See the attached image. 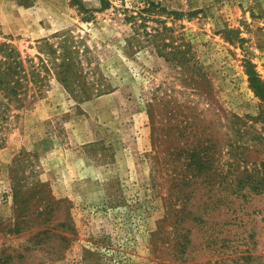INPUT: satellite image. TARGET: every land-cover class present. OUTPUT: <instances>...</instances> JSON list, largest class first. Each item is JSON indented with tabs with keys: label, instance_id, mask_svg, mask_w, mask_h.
<instances>
[{
	"label": "rangeland",
	"instance_id": "rangeland-1",
	"mask_svg": "<svg viewBox=\"0 0 264 264\" xmlns=\"http://www.w3.org/2000/svg\"><path fill=\"white\" fill-rule=\"evenodd\" d=\"M108 1L0 0V42L39 73L0 112V264H264V101L244 66L264 80V0ZM44 38L74 49L85 99L41 66Z\"/></svg>",
	"mask_w": 264,
	"mask_h": 264
},
{
	"label": "trees",
	"instance_id": "trees-1",
	"mask_svg": "<svg viewBox=\"0 0 264 264\" xmlns=\"http://www.w3.org/2000/svg\"><path fill=\"white\" fill-rule=\"evenodd\" d=\"M105 4H109L108 0H102ZM156 7L154 1H146L144 5L140 7L138 12L127 16L130 22H135L138 18L145 19V13L152 11ZM136 24V23H133ZM139 26V24H138ZM170 28L163 24L160 28H153V32L147 33V40L151 41L154 39V46L158 49H164L168 44L165 41L167 32ZM38 48L45 54L46 58L38 55L41 61V66L49 71L55 68L54 72L56 77L61 81V83L66 87V89L74 96L82 97L85 99L87 95L88 87L86 82L83 80L81 70L77 68V62L74 57V49L67 44V39H63L58 47H54L48 39L44 38L40 41ZM184 44H188L185 42ZM166 59L170 60L174 65L181 64L187 59L186 50H170L164 52L160 50ZM168 54L170 57H168ZM26 60V59H25ZM245 71L248 76V83L255 95H257L261 100L264 101V80L260 77L259 73L256 71L254 64L247 60L244 64ZM39 76L38 69L34 64L30 65V69H26L24 65V59L22 58L20 52L7 41L0 42V112L9 107L11 102H17L18 105L23 104V100L29 95L30 89L36 85ZM79 94V95H78ZM18 191L14 189V197L17 195Z\"/></svg>",
	"mask_w": 264,
	"mask_h": 264
}]
</instances>
